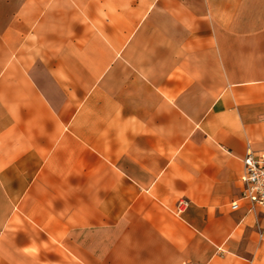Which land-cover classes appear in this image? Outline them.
I'll use <instances>...</instances> for the list:
<instances>
[{
	"label": "crops",
	"instance_id": "crops-1",
	"mask_svg": "<svg viewBox=\"0 0 264 264\" xmlns=\"http://www.w3.org/2000/svg\"><path fill=\"white\" fill-rule=\"evenodd\" d=\"M247 145L264 0H0V264H264Z\"/></svg>",
	"mask_w": 264,
	"mask_h": 264
},
{
	"label": "built area",
	"instance_id": "built-area-1",
	"mask_svg": "<svg viewBox=\"0 0 264 264\" xmlns=\"http://www.w3.org/2000/svg\"><path fill=\"white\" fill-rule=\"evenodd\" d=\"M240 181L242 184L240 195L231 201V210L236 211L244 207L254 216L264 214V152L253 151L247 145ZM187 204V199H179L177 212L183 211Z\"/></svg>",
	"mask_w": 264,
	"mask_h": 264
}]
</instances>
